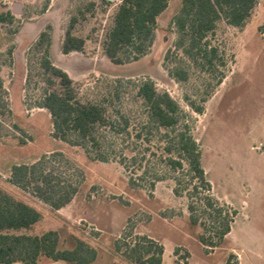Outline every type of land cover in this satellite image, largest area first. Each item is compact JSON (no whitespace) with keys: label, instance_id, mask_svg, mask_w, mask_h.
Here are the masks:
<instances>
[{"label":"rangeland","instance_id":"1","mask_svg":"<svg viewBox=\"0 0 264 264\" xmlns=\"http://www.w3.org/2000/svg\"><path fill=\"white\" fill-rule=\"evenodd\" d=\"M120 2L0 0V12L13 15L11 22H0V97L11 110L0 117V183L42 212V219L26 232L57 230L62 248L75 247L77 238L90 242L99 255L89 264L121 261L114 240L126 233L147 234L163 243L162 264H220L230 254L232 264H264V0L244 27L220 22L215 42L225 49L228 65L214 88L196 70L188 81H177L169 73L165 56L176 50L171 22L181 0H170L158 16L155 38L145 55L112 61L104 39ZM73 16V32L85 39V45L82 51L65 54L62 42ZM48 25L52 60L74 79L84 101L100 102L109 113L119 110L133 124L139 123L143 106L138 84L152 78L158 91L169 92L180 103L201 144L212 194L237 210L223 242L212 247L200 241L205 229L192 223L187 193L175 194L176 173L162 161L165 153L159 143L148 147L129 142L128 155H136L137 161L131 159L126 167L118 160L95 159L93 151L53 136L51 115L38 106L46 84L39 64L42 49L36 42ZM188 96L203 103V113L190 106ZM53 152L62 155L51 157L48 166L78 186L72 201L58 210L5 182L13 164L31 163ZM157 175L164 179L156 180ZM186 251L189 256H184Z\"/></svg>","mask_w":264,"mask_h":264},{"label":"trees","instance_id":"2","mask_svg":"<svg viewBox=\"0 0 264 264\" xmlns=\"http://www.w3.org/2000/svg\"><path fill=\"white\" fill-rule=\"evenodd\" d=\"M169 1L121 0L105 35L107 56L121 63L145 55L153 44L158 16L166 10ZM258 3L259 0H181L171 22L177 33L176 50H169L165 56L170 75L177 81H188L192 70H196L212 81L210 88L220 84L228 62L225 49L215 42L218 26L225 22L244 27ZM12 20V11L0 12V22ZM76 21L73 16L65 32L62 42L65 54L84 48L85 39L73 32ZM50 29L48 25V29L40 33L36 45L42 49L39 64L46 84L38 106L49 111L53 136L81 146L88 153L93 151L95 159L118 160L126 167L131 159L137 161L136 155H128L129 142L147 143L148 147L159 143L165 153L159 154L164 157L162 161L176 173L175 194L187 193L190 219L205 229L199 235L200 241L212 247L223 242L231 231L237 210L222 204L212 194V183L203 166L201 144L180 103L169 92L158 91L152 78H145L138 84L137 95L143 106V118L139 123L133 124L131 118L119 110L109 113L100 102L84 101L74 79L52 60ZM13 50L14 46L8 49L11 57ZM2 86L0 82V88ZM210 88L204 92L203 101L210 95ZM187 98L194 110L204 112L203 103ZM6 112L11 113V110L0 97V117ZM151 153L156 155L154 150ZM55 155L62 153L53 152L52 156L44 153L31 163L13 164L5 182L53 210L66 206L75 197L78 186L62 179L48 166ZM155 179L162 180L164 176L157 175ZM41 219L42 212L37 207L0 183V264H47L59 260L68 264H89L98 257V247L84 239L77 238L73 248H62L57 230L41 234L26 232ZM113 249L121 261L106 264H162L164 260L163 243L147 234L131 236L126 233L114 240ZM189 255L188 251L184 254ZM233 257L230 254L220 264H232Z\"/></svg>","mask_w":264,"mask_h":264},{"label":"crops","instance_id":"3","mask_svg":"<svg viewBox=\"0 0 264 264\" xmlns=\"http://www.w3.org/2000/svg\"><path fill=\"white\" fill-rule=\"evenodd\" d=\"M17 9V8H15ZM12 264H22V263H12ZM47 264H68L63 260H59V261H53V262H48Z\"/></svg>","mask_w":264,"mask_h":264}]
</instances>
